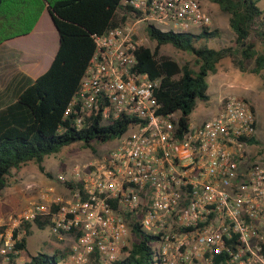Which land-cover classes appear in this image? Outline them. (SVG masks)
<instances>
[{
  "label": "built area",
  "instance_id": "obj_1",
  "mask_svg": "<svg viewBox=\"0 0 264 264\" xmlns=\"http://www.w3.org/2000/svg\"><path fill=\"white\" fill-rule=\"evenodd\" d=\"M126 3L136 22L163 31L212 24L199 0ZM94 42L64 115L75 110L78 127L95 111L103 122L121 114L135 122L70 177L57 174L67 197L44 189L39 201L8 217L0 229V264L25 234L21 224L46 217L52 233L72 237L70 264L124 258L134 226L156 236L155 264H264V164L248 150L257 130L251 103L222 97L214 115L179 132L176 112L157 113L158 81L135 69V23L113 25Z\"/></svg>",
  "mask_w": 264,
  "mask_h": 264
},
{
  "label": "trees",
  "instance_id": "obj_2",
  "mask_svg": "<svg viewBox=\"0 0 264 264\" xmlns=\"http://www.w3.org/2000/svg\"><path fill=\"white\" fill-rule=\"evenodd\" d=\"M127 0H0V45L6 40L29 34L42 12L48 10L58 35V46L48 68L19 87L11 100L0 96V191L8 184L13 169L29 160L38 163L73 142H107L123 133L135 119L121 114L117 119L103 122L99 111L87 113L80 127L75 123L77 113L64 111L75 95L79 81L94 52V37L113 25L124 23L133 10ZM228 15V25L234 33L232 45L211 48L198 45L200 40L218 37L217 29L202 28L198 33L163 31L152 24L145 27L147 36L155 41L153 48L139 45L135 51V69L147 72L157 85L153 97L157 113L178 114L179 132L186 131L196 101H207V77L216 64L226 56L238 55L237 64L253 61L251 72L260 73L264 67V51L258 53L254 38L264 47V11L260 0H211ZM120 16V17H119ZM163 44L190 52L198 63L193 70L159 55ZM257 140L252 137L249 143ZM47 175L50 173L45 172ZM2 210H0V214ZM39 229L49 226V218H35ZM24 236L16 242L5 264H16L19 252L25 249L31 222L21 224ZM3 229V226L0 227ZM136 239L128 254L113 264H155L156 236L133 228ZM17 229L14 231V235ZM2 256L0 255V262ZM22 264H59L55 254L37 252ZM63 264H68L66 261Z\"/></svg>",
  "mask_w": 264,
  "mask_h": 264
},
{
  "label": "rangeland",
  "instance_id": "obj_3",
  "mask_svg": "<svg viewBox=\"0 0 264 264\" xmlns=\"http://www.w3.org/2000/svg\"><path fill=\"white\" fill-rule=\"evenodd\" d=\"M199 1L212 17V24L209 29H217L219 33L215 39L198 41V45H206L211 48L232 45L234 33L228 25V15L222 12L217 4L211 0ZM259 4L264 11V0H260ZM125 22L135 23L139 45H146L151 48L155 46V41L149 39L145 30L148 22H136L135 15L131 13L127 15ZM40 26L46 32L45 34L31 35L19 40L27 44L34 56L33 61L29 64L32 69L31 76L34 78L46 70L57 44L55 34H52L54 27L46 14L40 22ZM199 31L198 28L192 27L188 32L198 33ZM254 41L257 52L262 53L264 51L263 45L256 38ZM159 55L166 56L179 65L187 64L193 70L198 69V63L190 52L179 50L170 44L161 45ZM238 59V55H230L216 64L215 71L207 77L209 99L196 101L195 108L190 115V123L195 125L201 114L210 112L216 105L220 106L219 99L227 95H237L248 100L255 111L257 128L255 137L257 141L248 146L250 159L264 164V67L260 73H254L250 70L254 66L253 61L245 62L244 68H241L237 64ZM115 141L112 139L106 144L105 142L93 141L91 142L93 149L83 142H73L61 147L58 152L46 155L41 162L44 171L39 169L38 163L34 160H29L18 169H13L8 178L7 186L0 191V210H2L0 226L7 222L10 215H15L26 209L32 202L40 200V193L45 189V182L53 177L51 171H53L54 176H57V172L60 170L67 177H70L71 170L75 166L87 163ZM45 172L50 174L47 175ZM30 229V234L26 237V247L19 252L20 255L15 259L16 264H22L29 260L31 255L46 249L50 252L49 255H56L59 264H63L64 261L70 264V246L73 242L70 235L66 234L65 238H61L63 240L57 239L50 227L46 226L39 229L32 222ZM44 236L52 240V246L47 247L43 244L42 237ZM58 247L62 249L60 250ZM3 260L4 256H2Z\"/></svg>",
  "mask_w": 264,
  "mask_h": 264
},
{
  "label": "crops",
  "instance_id": "obj_4",
  "mask_svg": "<svg viewBox=\"0 0 264 264\" xmlns=\"http://www.w3.org/2000/svg\"><path fill=\"white\" fill-rule=\"evenodd\" d=\"M45 14L51 20L47 11L44 10L42 12L39 20L37 21L34 28L32 29V31L29 34L23 35V36H18V37L6 40L5 42H3L0 45V96L3 97L2 99H6V102H7V100H11L13 96L15 97L17 95L19 87L27 82V77L34 78L31 76L32 69H31V66L29 65L33 61L34 56L31 53V51L29 50L30 48L27 46V44L24 42H21L19 40L26 38V37H29L31 35L45 34L46 32L43 31L42 27L40 26V22L44 18ZM51 23H52V21H51ZM52 25H53V23H52ZM52 34L53 35L55 34V40L57 42V44L55 46V51L53 53V56H54L56 49H57V46H58V35H57V31H56L55 27H54V31ZM53 56L51 57V60H52ZM207 92L209 94L208 88H207ZM219 105H220V103H219ZM218 109H219V106L216 105L213 108V110H211L210 112H208L206 114H201L199 117V120L196 124L200 123L203 119H206V118L214 115L218 111ZM58 171L59 172H57V173L62 172L60 170H58ZM51 174L53 177L48 182H45V184H46V185H44L45 189L52 188L54 194L67 197L68 196L67 188H65L62 184H60L56 180V176H54L53 171H51ZM54 236L57 239H61V238H65L66 235H63L61 238L56 234H54ZM47 239H49L47 236L42 237L43 244L47 245V247L52 246L51 245L52 240L51 239L47 240ZM61 240H63V239H61ZM58 249L61 250L62 248L58 247ZM43 252L50 254V252L47 251V249ZM19 255H20V253H19Z\"/></svg>",
  "mask_w": 264,
  "mask_h": 264
},
{
  "label": "water",
  "instance_id": "obj_5",
  "mask_svg": "<svg viewBox=\"0 0 264 264\" xmlns=\"http://www.w3.org/2000/svg\"><path fill=\"white\" fill-rule=\"evenodd\" d=\"M46 11H47V13L49 14V12H48V10L46 9ZM49 16H50V14H49ZM51 18V17H50Z\"/></svg>",
  "mask_w": 264,
  "mask_h": 264
}]
</instances>
